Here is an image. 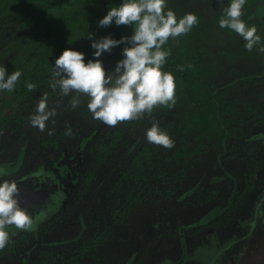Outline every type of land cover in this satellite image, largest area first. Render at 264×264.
Wrapping results in <instances>:
<instances>
[{
    "label": "trees",
    "instance_id": "trees-1",
    "mask_svg": "<svg viewBox=\"0 0 264 264\" xmlns=\"http://www.w3.org/2000/svg\"><path fill=\"white\" fill-rule=\"evenodd\" d=\"M118 1L111 6L108 0H0V66L8 75L22 73L13 91L0 90V163L18 162L20 167L37 156L42 164L58 169L62 155L78 152V176L73 184L83 189L73 193L79 198L66 196L63 203L78 200L74 206L80 214L76 217L87 220L84 229L79 226L68 235L45 239L32 235L40 233V227L28 231L12 228L9 244L0 250V264H63V256L76 257L74 253L89 246L93 264H118L132 254L137 264H155L163 258L172 262L181 255L179 264H186L185 255L204 236L197 235L188 243L183 229L198 233L209 214L213 212L214 219L232 207L246 176L264 165L258 161L259 147L264 146V52L258 50L264 45V8L260 7L264 0H246L241 19L259 30L261 45L251 52L245 49L246 57L236 60L235 48L243 38L218 23L230 1L186 2L175 14L179 19L194 13L197 25L163 46L170 51L163 71L175 77V106H160L151 117L110 127L93 119L86 95L63 97L49 82L55 60L65 49L84 53L87 63L95 59L92 40L108 35L119 40L134 34V26L114 22L106 28L98 26L110 8L119 6ZM55 9L71 10L64 18L67 14L77 17L66 22L62 33L54 29L58 19L48 14ZM168 9L173 10V3L167 2ZM85 14L94 16L88 32L78 27ZM90 33L92 39L87 38ZM65 35L72 39L65 40ZM124 47L121 44L99 57L106 72L124 58ZM27 83L35 84L36 89L28 91ZM44 93H48L50 108L57 102L59 107L55 124L50 120L40 132L31 126L29 117ZM73 98L80 100L75 109L71 107ZM13 103L14 109L7 112ZM153 119L161 128L165 122L171 123L167 132L174 147L165 149L145 141ZM69 127L73 134L66 136ZM51 128L55 131L49 135L47 129ZM150 170L153 182L148 185L154 186L136 198L135 187ZM216 176L226 177L229 187ZM89 201L100 208L98 220L91 221L95 207ZM156 203L161 209L157 210ZM105 218L109 228L90 229ZM226 225L215 229L219 239L237 231L239 223ZM178 228L182 230L175 232Z\"/></svg>",
    "mask_w": 264,
    "mask_h": 264
},
{
    "label": "clouds",
    "instance_id": "clouds-1",
    "mask_svg": "<svg viewBox=\"0 0 264 264\" xmlns=\"http://www.w3.org/2000/svg\"><path fill=\"white\" fill-rule=\"evenodd\" d=\"M222 2V0H219ZM246 0H230L223 8L219 18V27L227 28L245 41V49L249 52L261 45V36L255 26L249 27L241 17ZM166 0H123L118 7H112L98 22L102 28L109 27L113 22L117 26H134L131 37L113 39L111 35L99 40H92L95 49L93 56L85 63V54L65 49L55 60L50 79L53 91L59 89L61 96L72 93L77 96L86 95L87 107L94 120L115 127L122 122L151 117L154 109L160 106L171 109L176 104L175 77L171 72L163 71V66L170 51L163 46L170 38L187 35L197 25L198 17L194 13H186L177 18L171 9L166 10ZM92 33L87 37L92 39ZM124 44L123 59L117 61L114 70L106 72L103 62L99 59L105 52ZM264 52V45L258 49ZM191 67V65H188ZM180 70H185L183 66ZM20 71L8 75L4 66H0V90L13 91L21 77ZM28 91H34L36 85L27 83ZM48 93L38 100L35 113L30 115V124L40 132H44L51 120L55 124L56 108L49 107ZM80 100L73 98L71 107H78ZM54 134L55 129H47ZM71 128L65 131L71 136ZM149 143L165 149L174 147V141L168 132L161 129L159 123L152 120V126L146 131ZM19 188L15 181L4 179L0 182V250L10 242L6 228L14 226L23 231L33 230L35 221L28 211L22 208L18 200Z\"/></svg>",
    "mask_w": 264,
    "mask_h": 264
},
{
    "label": "rangeland",
    "instance_id": "rangeland-1",
    "mask_svg": "<svg viewBox=\"0 0 264 264\" xmlns=\"http://www.w3.org/2000/svg\"><path fill=\"white\" fill-rule=\"evenodd\" d=\"M108 1L109 5L113 6V3L117 2L118 0ZM119 1L120 5L123 0ZM167 2H170L171 4L173 3V11L175 13L177 11H180L181 8H185L186 2L187 5L191 4V0H166V3ZM260 4L262 5L260 7L263 10L264 3L260 2ZM67 9L68 8H65V10ZM65 10L55 9L51 10L48 13L51 17L58 19L59 25L54 26V29H56L60 33H62L63 28L67 27L66 22H68L72 18H77L75 17V14H67V18H64L63 16H66V12L69 13L71 11ZM93 18L94 16L90 14L83 15L81 18L82 20L78 25L80 30H82L83 32H88L89 30H91L90 23L92 22ZM257 34L259 35V30ZM79 36L80 34L77 36V38ZM73 38L75 39L76 36ZM64 39L70 41L72 39V35H65ZM240 41L242 43L241 46L239 48H235L238 54H236V56L233 58L235 60L240 59V56L246 57L247 54V51L244 47L245 43L242 42L244 40L242 39ZM14 107L15 104L13 103L7 108L6 111L10 112L14 109ZM170 125L171 123L165 122L163 125H161V129L167 132V126ZM145 141L147 142V139H145ZM260 150H262L260 155L261 158L258 157V161L262 160V164H264V146H262V144L259 147V151ZM17 163H0V169L1 171H8V173L11 172V170H15L16 172H14L13 175H16L38 164L39 159L37 156H33L30 158V161L27 164L20 167H18ZM163 164L167 165V161L165 160ZM133 166H135V162L133 163ZM146 167L149 166H144L143 168ZM150 173H146V177L142 179L141 182L135 187V190L137 191L136 198L144 196L145 190L152 189V187L154 186L148 185L150 182H153V173L151 170ZM148 175H150L149 178H147ZM246 177L247 178L244 179L232 207L227 208V210L221 212V214L214 219H211L213 212L209 214L207 216L208 218L203 221L205 223L198 230V233L190 230L189 228L183 229L182 234L184 235V238L188 243L196 240L197 235L200 236L201 234L204 236V238L201 237L197 239L196 242L198 243L195 242L189 253L185 255L184 258L186 264H264V165L262 167H257V169H255L253 173H250L249 176ZM9 178L10 176H7L5 179ZM210 178L211 181H214V178ZM216 179L221 181L224 186L229 187V182L226 177L216 176ZM3 180L4 178L2 179V181ZM156 205L157 210L161 209L159 203H156ZM94 207L98 211H96ZM91 208H94V210L92 209V216H94V218H92L91 221L96 219L98 220L100 218V208L98 207V205L96 207L94 205V202L91 203ZM231 221H237L239 223L237 231H234L230 236L225 237L224 239H219V236L214 233L215 229L217 227L225 226L226 224L228 225V223ZM102 225L106 226V228H109V220L105 218L104 221L98 224V226L91 227L90 229L100 231L103 227ZM181 230V228H178L175 232H180ZM176 235L177 233L174 235V237ZM87 250L88 252H86L85 254L83 253V256L81 257V263L79 264H93L95 260L92 256L93 250L90 248V246ZM99 252L100 251H98V253ZM132 255L125 258V260L119 261L118 264H137L135 263V261H133ZM173 262L175 261L171 262V260L163 258L162 260L157 261V263L155 264H172Z\"/></svg>",
    "mask_w": 264,
    "mask_h": 264
},
{
    "label": "flooded vegetation",
    "instance_id": "flooded-vegetation-1",
    "mask_svg": "<svg viewBox=\"0 0 264 264\" xmlns=\"http://www.w3.org/2000/svg\"><path fill=\"white\" fill-rule=\"evenodd\" d=\"M67 154H71V156L62 155L57 162V167H59L60 169L54 168L50 165L46 166L42 164L41 162H39L35 166H32L26 171L16 174V175H13L14 172H16L15 170H11V172L9 173L8 171L0 170V182L2 181L3 178L5 179L7 176H10L8 180L16 181L22 176L33 175L32 180H31L32 186L34 183V184H37L40 188L43 187L47 189L48 187L49 192L45 196V198L47 197L46 198L47 203L40 201L32 205L33 207H36V208L38 207L37 208L38 210H45L43 214L39 218H34L35 216L34 213L36 209H33L32 211H30L32 212L30 215L35 221L34 227L36 226L40 227V233H32L34 237L38 236L40 239H45V238H52L55 236H64V235H68V233L74 230L76 227H78L79 229V226H81L84 229V227H86L87 225L86 223L87 220L86 222H84L82 218L81 220H79V218L76 217L78 214H80V210H76V207L74 206V204L75 205L78 204V200L77 202L69 201L65 204L63 203L66 196L68 198H72L73 196H75L73 193H76L79 188L83 189L82 186L73 184L74 179L76 181V178L78 176L77 165L80 162V157L78 155V152L67 153ZM1 172H4L2 177H1V174H2ZM48 176H50L52 180L55 182L56 189L54 188L52 189V186H50V182H47ZM89 202L90 204L92 203V201H89ZM43 224L44 226L42 227ZM12 228H15V227L10 226L6 228V231L8 233H12L11 232ZM88 229L89 228H87V230ZM55 251L57 252L60 251V253L64 252V250L61 251L59 249H56ZM44 252H50V251L45 250ZM83 252L85 254L86 252H88V250L82 251L81 253H78V254L74 253L76 257L63 256L61 258V262H63V264H79L81 263V257L83 256Z\"/></svg>",
    "mask_w": 264,
    "mask_h": 264
},
{
    "label": "water",
    "instance_id": "water-1",
    "mask_svg": "<svg viewBox=\"0 0 264 264\" xmlns=\"http://www.w3.org/2000/svg\"><path fill=\"white\" fill-rule=\"evenodd\" d=\"M32 177H33V175L22 176L21 178H19L18 180L15 181L17 183L18 188H19L18 200H19L20 206L22 208L26 209L29 214L32 213L30 211H32L33 209H36L37 213L35 211L34 218H39L45 210H38L37 209L38 207L36 208V207H33L32 205H34L40 201L47 203V200H46L47 197L45 198V196L48 194L49 191H48V187H47V189H45L43 187L40 188L37 184H34V183L32 186V183H31ZM47 182H50V186H52V189L53 188L56 189V184L50 176H48ZM182 258H183V255H181L178 258V260H176L172 264H179L182 261Z\"/></svg>",
    "mask_w": 264,
    "mask_h": 264
}]
</instances>
